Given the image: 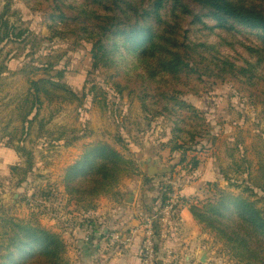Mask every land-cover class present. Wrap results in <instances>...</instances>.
<instances>
[{"label": "rangeland", "instance_id": "374dc122", "mask_svg": "<svg viewBox=\"0 0 264 264\" xmlns=\"http://www.w3.org/2000/svg\"><path fill=\"white\" fill-rule=\"evenodd\" d=\"M189 2L195 1L0 0V264L8 252L13 259L22 253L30 229L56 236L63 246L57 257L67 264L74 231L91 228V241L107 249V234L122 230L103 227L125 213L136 219L128 196L134 200L137 185L148 180L155 198L137 214L144 231L149 225L155 264H240L193 219L201 239L192 255L175 256L164 245L172 225L176 238L184 235L182 202L241 195L264 218V193L256 188L264 190V32L236 19L264 16V0H227L224 11ZM112 17L123 26H111ZM60 76L74 100L43 84L40 103L24 102L32 84ZM84 87L95 88L96 98L104 90L107 100L95 105L82 96ZM98 143L136 171L106 195L98 196L100 187L85 176L70 181L71 191L92 196L77 202L66 178ZM112 168L109 158L98 182ZM169 202L177 207L166 216ZM124 233L132 236L125 256L133 250L136 259L135 233ZM35 255L11 264H42Z\"/></svg>", "mask_w": 264, "mask_h": 264}, {"label": "trees", "instance_id": "16d2710c", "mask_svg": "<svg viewBox=\"0 0 264 264\" xmlns=\"http://www.w3.org/2000/svg\"><path fill=\"white\" fill-rule=\"evenodd\" d=\"M193 1L195 2H189V4H198L196 0ZM223 1L225 5L222 4ZM226 3L227 0H204L202 4L198 5L206 8V11L211 9L224 11ZM236 19L239 20V22L243 21L246 25L254 28V30L264 32V16L257 14H238ZM4 24L7 25L6 23ZM123 24L124 21H121L116 17H112L111 26L114 28H119L120 26H123ZM81 31L85 33V30ZM4 39L5 38H2L1 41ZM101 47L102 44L97 42L94 46V49H96L99 53ZM91 55H93L92 59L94 61L97 60V54L91 53ZM57 75H60V73ZM61 79L62 78L60 76L58 77V81L56 83L48 80H41L38 83L32 84L30 96L24 102H26L28 105L30 104V107L36 103H40L41 96L45 95V91H42L43 84H49V88L58 90L68 101L74 100V95L68 90L66 85L60 82ZM95 93V88L87 90L84 87L82 96H92V103L95 105L104 103L107 100V92L104 90L100 92V98L93 96ZM28 121L26 123L29 127L32 124V120ZM86 149H90L87 152V154L90 153V156L84 157L81 162L77 163L80 167V170H75L74 172L72 171V173H70L66 178V189L68 195L74 198L77 202L82 199H92V196L71 191L68 187V183L70 181L75 180L78 177L82 178L85 176L86 179L93 184L94 190L100 187V190H98L97 193L98 196L99 194L106 195L116 188L122 178L131 175L136 171V168L131 162L121 158L117 153L110 151L103 143L90 145ZM109 158H111L113 161L112 173L110 176L105 178L103 182H98L101 176L102 166ZM145 182L150 183L151 180ZM256 188L260 191H263L264 193L263 188L257 186ZM244 192L248 193L249 196L254 195L253 191L249 188H247ZM227 197L228 198L226 200H224V196L216 202H209L207 204H200L197 201H192L193 204L191 205L183 202L180 205L185 208L187 207L186 209L192 219L198 225L204 227L203 230L207 228L211 229L216 240L224 244L225 248L233 254V257L236 258L240 264H264V218L261 211L255 207L253 202H249L248 198H245L244 196L227 195ZM163 201L164 199L161 200V203ZM198 206L201 207L202 210H199ZM175 207H173L172 210H174ZM207 208L212 209V212H207ZM4 224H6L7 227H10L12 221H6ZM229 224H231V226L234 228L233 232L229 230ZM30 232V236L20 240L22 253L13 259L12 253L8 252L5 262L8 261L7 263L10 264L18 263L14 262V260L22 259L24 261V259H27L28 257L30 261H35L37 258L35 254H40L41 257L39 260H42V264H67L63 258L58 259L57 257V255L62 254L63 246L56 236L44 233L38 229H30ZM84 232H82V240L83 242H86L84 240ZM3 235H5V233L2 234V236ZM40 236H42V238H40ZM91 239L92 237L88 242H86V245L94 243V241H91ZM14 241L15 240H12L11 242L7 243V249L11 248ZM2 246L3 244H0V250ZM28 249L31 250L29 251Z\"/></svg>", "mask_w": 264, "mask_h": 264}, {"label": "crops", "instance_id": "0c3cea01", "mask_svg": "<svg viewBox=\"0 0 264 264\" xmlns=\"http://www.w3.org/2000/svg\"><path fill=\"white\" fill-rule=\"evenodd\" d=\"M139 184L142 185V191L140 190ZM136 187V194L134 195L133 203H136V219L128 218L126 216V213L123 215V217L118 218V221L116 223H111V225L104 230L112 231L111 228L116 227L120 230L127 231L131 230L133 234L135 233L136 237V259L132 255L133 250L130 252V256H123V257H116L115 252L112 250H108L103 246L102 242L97 240L92 244L86 245L83 243L82 240V232L80 234L78 232H72V237L69 238V244L72 245L71 247V254L70 257V264H139V259L137 258V251L140 248V245L142 244V241L144 240V230L143 226H141V220L138 217L137 212L142 210V208H145V210L149 209L150 204L152 203V199H154V193L155 190L153 189L154 183H139ZM127 190H121V193L126 195ZM177 202V201H176ZM133 204V205H134ZM142 206V207H139ZM128 208V207H127ZM180 210V223L179 228L181 227V231L184 230V235H179L177 238L174 234L175 226L172 225L174 229L171 230V238L168 239V241L165 242V250H172L174 252L173 254L175 256L182 255L184 258L188 253L191 255L192 252L196 250L197 243L200 241V231L195 225V223L192 220V217L190 216L189 212L186 208L179 206ZM140 211L138 213H140ZM101 214H103L101 212ZM128 219V220H127ZM178 226V224H176ZM106 226V225H105ZM176 226V227H177ZM145 228V227H144ZM114 229V228H113ZM127 229V230H126ZM57 231L62 232L61 229H58ZM121 231V232H122ZM69 235V232L67 233ZM66 234V235H67ZM74 237V238H73ZM81 241H79V239ZM81 244V246H80ZM170 250V251H171Z\"/></svg>", "mask_w": 264, "mask_h": 264}, {"label": "built area", "instance_id": "2783aa9c", "mask_svg": "<svg viewBox=\"0 0 264 264\" xmlns=\"http://www.w3.org/2000/svg\"><path fill=\"white\" fill-rule=\"evenodd\" d=\"M173 205L168 204V206L163 207L162 213L166 216L169 215V213L172 211ZM167 219L163 217V221ZM146 231H144L143 238L144 240L142 241V246L141 249L138 250V259L140 264H155V258L153 255V250H152V244H151V232L149 229V225L145 226ZM145 230V229H144ZM92 237L91 233V228L86 229L84 232V240L88 242L90 238ZM132 236H127L124 232H118V231H113L109 234H107L105 242L107 245L108 250H112L115 252L116 257H123L127 255L131 249V239Z\"/></svg>", "mask_w": 264, "mask_h": 264}, {"label": "water", "instance_id": "95a60500", "mask_svg": "<svg viewBox=\"0 0 264 264\" xmlns=\"http://www.w3.org/2000/svg\"><path fill=\"white\" fill-rule=\"evenodd\" d=\"M148 172H149V173H150V172L153 173L151 170H148ZM128 197H129L128 199L131 200L130 202H133V201H132V200H133V197H131V195H129ZM201 262H203V260H202Z\"/></svg>", "mask_w": 264, "mask_h": 264}, {"label": "bare ground", "instance_id": "6f19581e", "mask_svg": "<svg viewBox=\"0 0 264 264\" xmlns=\"http://www.w3.org/2000/svg\"><path fill=\"white\" fill-rule=\"evenodd\" d=\"M131 191V190H130Z\"/></svg>", "mask_w": 264, "mask_h": 264}]
</instances>
